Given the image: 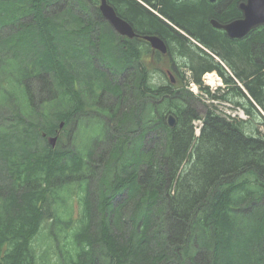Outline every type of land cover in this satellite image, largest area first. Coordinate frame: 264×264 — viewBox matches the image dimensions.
Returning <instances> with one entry per match:
<instances>
[{
  "label": "trees",
  "instance_id": "obj_1",
  "mask_svg": "<svg viewBox=\"0 0 264 264\" xmlns=\"http://www.w3.org/2000/svg\"><path fill=\"white\" fill-rule=\"evenodd\" d=\"M107 2L148 33L162 27L137 0ZM238 2L213 6L201 0L177 9L163 0V12L227 64L244 88L214 56L179 36L195 82L216 71L236 86V96L247 99V112L264 121V27L235 42L210 23L240 18ZM224 4L230 5L225 13ZM98 5L99 0H0V30L11 31L0 37V65L13 52L33 55V62L18 65L9 84H0V97L7 98L0 105H18L0 125V264H40L34 243L48 221L50 237L59 242V234L67 235L69 264H184L196 252L207 264H264V134L253 127L254 119L230 121L213 110L200 117L185 98L191 95L183 82L150 84L134 99L133 86L116 82L117 72L127 70L128 50L104 21L99 25L107 30L87 18L100 19ZM90 7L92 14L86 12ZM36 84L47 95L39 110ZM110 96L118 98L115 104ZM128 98L140 100L139 107L134 102V111L117 114ZM89 108L97 112L101 130L89 145L62 148L59 135L53 147L49 138L58 136L61 124L66 128L74 119L79 125ZM169 114L177 118L174 128ZM130 119L138 132L136 124L125 125ZM92 186L98 190L93 197Z\"/></svg>",
  "mask_w": 264,
  "mask_h": 264
},
{
  "label": "rangeland",
  "instance_id": "obj_2",
  "mask_svg": "<svg viewBox=\"0 0 264 264\" xmlns=\"http://www.w3.org/2000/svg\"><path fill=\"white\" fill-rule=\"evenodd\" d=\"M52 5L53 4H51V6ZM50 8H53V6ZM50 8L47 10V12H49V11L52 12V10ZM3 10H5V8L0 9V16L3 15V13H2ZM11 10L13 11L12 15L14 17L18 16V15H16V11H15V10H17V8H14L12 6ZM18 12H19V10L17 11V13ZM86 12L92 14L91 7L88 10H86ZM14 17L10 16V18H14ZM87 18L94 23L93 26H96V29L103 27L104 29L107 30L106 26L99 25L100 19L96 15L95 16L90 15ZM5 20L7 22V19H5ZM93 30H95V29H93ZM89 32H91V31H89ZM93 34L96 35L95 33H93ZM9 35H11V31L5 30L2 32L0 30V37H6ZM95 39H96V37L93 36V38L90 39V41L95 40ZM4 46H5V43L0 42V47H4ZM203 49L206 52H208V50L206 48H203ZM24 55L25 54H23V53H18V52L14 53L13 52L12 58H9L10 60L6 59V63L0 65V84L2 86L7 85V84H9V82H11V80L13 79V76L15 75L14 73L16 72V69L18 68L19 64H20L19 67L21 68V66L23 67V65H26V64L33 62L31 60V59H33V55L31 56V59L27 55L26 56H24ZM216 60L219 61L218 59H216ZM108 64H109L110 68L115 73L116 72L115 69H117V68L115 67L114 60L113 59L108 60ZM222 65L227 70L229 76H231L235 79L233 72L231 71L229 66L225 63H223ZM117 73L119 75H118L117 79L116 78L115 79H116L117 84L121 85L123 83V80L121 79L122 78L121 74L124 73V71L122 70V71H119ZM212 73H216L221 78L222 85H218L219 81H216V82H218V84L212 85L213 86L212 88L210 87V84L208 83L206 76H207V74H212ZM186 74H187V78H188L186 90L189 92V94L191 96H185V98L189 99V100H187L189 103V106L192 109H194L200 117H204L209 110H213V111H215L216 114H219L221 117L227 118L230 121H235V120H245L246 121V120L254 119V120H252L253 121L252 122L253 127H255L256 129H260L261 132L264 134V125H263L264 121H263V119L260 116H258L257 114H249L247 112V110L251 109V106L247 102V99H244V98L241 99V98H239V96H236L235 92L232 90L233 88L236 87L235 85H233V84L227 85L226 82L223 80V78L216 71L206 73L202 77V83L201 84L195 82L192 79L190 72H187ZM155 76H156V78H155L156 82H164V79L159 74L155 73ZM236 83L238 86L244 88L243 84L239 80H238V82L236 80ZM205 87L209 89L210 94L203 91V88H205ZM140 88H141V86L134 88V90H136V91H134V94H135L134 99L136 98L138 93H140V91H141ZM33 90L35 91V95H36L34 107L36 110H39V108L41 106L40 100L42 98H45L47 95H46V92L41 91V86L39 84H36L34 86ZM242 90L246 94L245 89H242ZM211 95L227 96L232 100V102H230V101L226 102L227 99L216 100ZM110 97H111L110 98L111 100H110L109 104H115V102L118 98L113 97V96H110ZM247 97H248V95H247ZM6 99L7 98L1 99V97H0V101L4 102V100H6ZM134 99L128 98V100L125 101V104L121 105V109L118 110L117 114L121 113L122 110H125L126 112L131 113L133 110V107H134V102H136V108H138L139 104H140V100L135 101ZM237 101L241 102L242 106L237 105L238 104ZM10 107H11V104H9V105L4 104L2 106L0 105V125L6 124V119H5L6 117H12L15 115L14 109L15 108L17 109V107H18L17 103L16 104L13 103L12 108H10ZM127 109H129V110L127 111ZM85 113H86L85 114L86 116L84 117V120L79 122L80 123L79 125L74 126L75 121L73 119L72 123L69 126H67L66 128L63 127L60 129L57 137H59V135L61 137L59 144H61L62 148L75 149V147H76L78 149H83V148H85V145L86 146L89 145V143L91 141L90 139L92 137H94L96 134L100 133V131H101L100 130V124L97 123L98 121L96 120L97 112L95 110H92L89 108V109H86ZM93 113H94V115H93ZM137 114L139 115V109L136 112H134V117H136ZM261 116L264 117V113ZM113 124L115 125V123H113V121H112V125ZM135 124H136L135 121L132 119H130L129 121H127L125 123L126 126L130 125L131 127L135 126ZM136 125H137L136 132H138L139 126H138V124H136ZM194 125L196 128V134L198 136V135H200V129L202 127V122L200 120H197V121H195ZM135 129H136V126H135ZM55 136H50V138L55 137ZM46 141L48 142L47 138H46ZM57 144H56V146H57ZM145 147H148V145ZM102 148H103V146H100L99 148H97V151L99 152V150ZM94 157L96 158L97 155H94ZM112 164H113V170H112L111 175H113L115 173V170L117 169L116 163L114 165V162H112ZM96 165H98L99 168L101 166H103L102 163L101 164L96 163ZM99 171L102 172L101 169ZM100 172H99V174H100ZM119 172H121V171L119 170ZM186 173H187V171H186ZM97 192H98L97 188L92 186V188L90 189V194L92 195V197L95 196L97 194ZM165 211H167V210H165ZM80 212H81V210H79L78 204H75V217L76 218L79 216ZM50 223H51L50 221L44 223L42 231H41L42 233L37 238L36 242L34 243V246L37 249V252H38V255L40 258V264H69L68 259H67V255L65 252V249H66L65 245H66V240H67L66 236L67 235H65V233L59 234V242L56 241L53 237H50L49 236V231L51 230V227H50L51 224ZM169 226H170L169 223L166 222L165 223L166 232L170 228ZM47 251H49V254L46 253ZM193 259L194 260H190V258H187V260H184L183 262H184V264H195V260H196L197 263H199V264H207L205 258H203L201 255L198 256L197 252L194 254Z\"/></svg>",
  "mask_w": 264,
  "mask_h": 264
},
{
  "label": "flooded vegetation",
  "instance_id": "obj_3",
  "mask_svg": "<svg viewBox=\"0 0 264 264\" xmlns=\"http://www.w3.org/2000/svg\"><path fill=\"white\" fill-rule=\"evenodd\" d=\"M137 1L147 10L148 13L153 14L162 22V27L157 33L146 32L145 29L142 28L143 24H138L135 17L131 16L130 18L128 15L127 18H124L119 15L116 8L111 5L115 9L117 15L123 20H125L127 23H129L133 28L134 36L130 37L128 35H122L107 19H105V17L101 13V0H99L98 5V9L101 13L100 21H104L111 28L113 34L115 35V40L117 39L118 41L117 43L122 44L124 48L128 50L129 53V62L127 63L126 67L127 70L121 74L123 77L122 85L125 84L133 86L134 88L141 86L144 91H146L145 88L149 87L150 84L160 87L170 83L172 86H179L180 83L183 82V84L187 86L188 78L186 73L190 72L192 79L193 74L188 58L186 57V55L180 53L178 38H180L179 36H183L187 40L188 44L196 46L200 49L206 47L199 43L191 34L177 26L171 18L167 17V15L163 12V0H151L150 3H147L146 1L142 0ZM200 1L201 0H171L172 4L175 5L177 9L194 7L196 5H194L193 3H198ZM207 1L213 6H219V3L222 0H218L214 3L210 0ZM243 2H246V0H239L238 2V9L241 11L242 15L240 18L233 19L224 23L214 18L210 20V23L213 28L220 32V35L225 36L226 39H229L231 41L242 42L244 38H230L225 30H223L222 28L215 27L213 25V21H217L221 25H226L235 20L242 19L243 12L240 9V5ZM222 6V10L225 13L226 11H228L230 5L224 4ZM100 33L102 34V32L95 33L98 34V38L100 36ZM151 36L159 37L164 41L167 46L166 53L152 46L151 42L147 40V37ZM207 50L210 55L214 56L216 59L219 60V62L223 64L219 57L213 54L209 49ZM155 73L159 74L164 79V82H156Z\"/></svg>",
  "mask_w": 264,
  "mask_h": 264
},
{
  "label": "water",
  "instance_id": "obj_4",
  "mask_svg": "<svg viewBox=\"0 0 264 264\" xmlns=\"http://www.w3.org/2000/svg\"><path fill=\"white\" fill-rule=\"evenodd\" d=\"M211 2H216L218 0H210ZM240 9L243 12V18L235 20L229 24L221 25L217 21H213V25L218 28H222L226 31L232 39H243L247 37L252 31L264 27V0H246V2L241 3ZM101 13L122 35H128L130 37L134 36L133 28L129 23L119 17L115 9L109 5L107 0H101ZM156 49H160L164 53L167 52V46L164 41L155 36L147 37ZM168 125L174 128L177 125V118L170 114L168 116ZM63 124H61V128ZM58 137L50 138V143L53 147L56 146Z\"/></svg>",
  "mask_w": 264,
  "mask_h": 264
},
{
  "label": "built area",
  "instance_id": "obj_5",
  "mask_svg": "<svg viewBox=\"0 0 264 264\" xmlns=\"http://www.w3.org/2000/svg\"><path fill=\"white\" fill-rule=\"evenodd\" d=\"M206 79L208 80V83L210 84L211 88L213 87L212 85L218 84V82L216 81H219L218 85H222V80L216 73L207 74Z\"/></svg>",
  "mask_w": 264,
  "mask_h": 264
}]
</instances>
